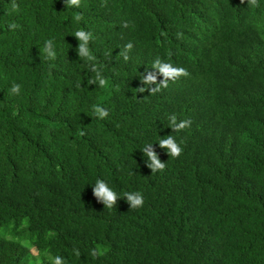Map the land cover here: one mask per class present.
<instances>
[{
  "label": "trees",
  "instance_id": "16d2710c",
  "mask_svg": "<svg viewBox=\"0 0 264 264\" xmlns=\"http://www.w3.org/2000/svg\"><path fill=\"white\" fill-rule=\"evenodd\" d=\"M57 257L264 264V0H0V264Z\"/></svg>",
  "mask_w": 264,
  "mask_h": 264
},
{
  "label": "clouds",
  "instance_id": "9594fccd",
  "mask_svg": "<svg viewBox=\"0 0 264 264\" xmlns=\"http://www.w3.org/2000/svg\"><path fill=\"white\" fill-rule=\"evenodd\" d=\"M255 2H256V0H248V4H250L252 6H255ZM78 3H79V0H67L68 6L77 5ZM10 27L14 28L15 25L14 24L10 25ZM75 35L80 40V46L78 48V52L80 53V55L82 57L86 56L88 60H92L93 57L87 48V41L89 39L90 34L86 33L83 30H78V31H76ZM47 43H48V45H50V47H45V51L48 53L49 56H54L55 53L51 49V41H48ZM128 47L130 48L131 45L129 44ZM153 66L156 69H158L159 72L162 73L164 77H172L173 79H175L176 77H178L179 75H181L185 72V70L182 67H175L169 63L161 62L159 60L155 61ZM145 79L147 81H152L155 79V77L152 75H149V76L145 77ZM99 84L101 86H103L105 84V80L101 78L99 80ZM161 84H166V81L164 83H161ZM154 90H158V89H154ZM12 91L18 93L19 85H13ZM95 111L98 114V116H100V117H104L107 115V111L103 108L98 107V106L96 107ZM170 123H171L173 128L180 129V128L185 127V125L188 123V121H180L179 123H176V117L172 116ZM158 141L162 146L167 147V151L171 154V156H178L180 154L181 148L172 135L160 138ZM148 155L152 159L151 167L153 168V172L157 171L158 169H163L164 164H162L157 159V157L154 153L150 152V153H148ZM95 184H96V187L94 190L95 194L97 196L102 197L103 200L105 201V203L107 204L108 208H111L114 205V203L118 197V193L113 188H111L104 180L98 179ZM130 193H134V195H132ZM123 196H128V199L131 201L132 208H137V207H140L143 205L144 198H143L142 194L139 192H129V193H125ZM92 255L93 256L96 255L95 250H93ZM57 264H59V257H57Z\"/></svg>",
  "mask_w": 264,
  "mask_h": 264
},
{
  "label": "rangeland",
  "instance_id": "374dc122",
  "mask_svg": "<svg viewBox=\"0 0 264 264\" xmlns=\"http://www.w3.org/2000/svg\"><path fill=\"white\" fill-rule=\"evenodd\" d=\"M31 251L33 252V254H37V250L33 247V248H31Z\"/></svg>",
  "mask_w": 264,
  "mask_h": 264
}]
</instances>
